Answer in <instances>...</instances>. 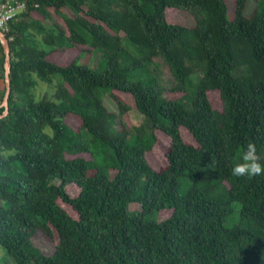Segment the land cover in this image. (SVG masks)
<instances>
[{
  "label": "trees",
  "instance_id": "trees-1",
  "mask_svg": "<svg viewBox=\"0 0 264 264\" xmlns=\"http://www.w3.org/2000/svg\"><path fill=\"white\" fill-rule=\"evenodd\" d=\"M27 1L7 34L12 93L0 120V245L15 263L264 264V12L245 16L247 0L233 21L225 0ZM83 54H99L104 70L80 65ZM4 64L0 42L2 101ZM56 78L54 98L36 100L38 80ZM161 135L165 166L148 160ZM92 141L114 151L113 178ZM249 144L262 171L234 175ZM134 203L142 209L129 214ZM165 210L166 220L146 219Z\"/></svg>",
  "mask_w": 264,
  "mask_h": 264
},
{
  "label": "rangeland",
  "instance_id": "rangeland-1",
  "mask_svg": "<svg viewBox=\"0 0 264 264\" xmlns=\"http://www.w3.org/2000/svg\"><path fill=\"white\" fill-rule=\"evenodd\" d=\"M236 1L237 0H225L226 6H227V18L229 21H233L236 18ZM255 10L259 12H264V0H247V5L244 11L245 16H250ZM169 19L171 22H177L182 23L187 26L193 25L192 18L185 13H181L178 11H170L169 12ZM156 62L159 64L157 67V75L160 78V83L167 89H171L174 85L173 79L171 77V74L168 70V68L162 63L160 59H156ZM80 65L83 64H89L92 69H98V70H104V67L102 66V60L101 56L99 54L94 56H88L83 54L81 56V60L79 62ZM194 79L196 80L197 77L195 76ZM59 78H56L55 82L52 85L46 84L42 81L38 80L37 90H36V100H39L43 97L48 98H54V94L56 91V85L59 83ZM106 92H109L106 90ZM105 103L108 106L109 110L112 112H117V107L114 103V101L106 96ZM126 99H129V97H126ZM212 99L215 107L221 108V104L219 103V98L217 93H212ZM2 104V99L0 98V106ZM129 122H132V125L139 126L143 123L144 117L141 113L137 111H132L130 113ZM76 124V123H74ZM131 124V123H130ZM183 136L187 143L196 145V142L191 137L190 134H188L185 130H183ZM93 143V154L95 158V162L104 167L105 172L110 178H113L117 172L118 163L116 160L115 153L112 149L107 147L106 145H103L100 142L92 141ZM169 146V139L164 137L163 135L160 136L158 145L155 147L152 158L150 155H148V160L152 162H160L162 165L167 164L166 160V152ZM182 193H185V189H182ZM79 194V190L77 187L72 186L70 188V195L72 197H76ZM241 204L234 203L233 207L235 209L234 216L232 218V221L237 219L239 215ZM141 205L138 203L131 204L128 207V213L129 214H135L141 211ZM171 215L170 210L165 211H155L151 215L147 216L146 219L149 221H158L161 222L163 220H166ZM33 242L36 246L40 248V250L45 253V255L52 257L55 252V248L53 243L49 238L42 234H38L33 238ZM0 264H16L15 261L8 255L6 250L0 245Z\"/></svg>",
  "mask_w": 264,
  "mask_h": 264
},
{
  "label": "built area",
  "instance_id": "built-area-1",
  "mask_svg": "<svg viewBox=\"0 0 264 264\" xmlns=\"http://www.w3.org/2000/svg\"><path fill=\"white\" fill-rule=\"evenodd\" d=\"M28 8L29 3L27 0H5L2 2L0 4V31H2L6 36L7 34H10L12 22L17 21L20 16L27 13ZM8 13L13 14L8 16ZM13 39L14 37L11 36L10 40Z\"/></svg>",
  "mask_w": 264,
  "mask_h": 264
},
{
  "label": "water",
  "instance_id": "water-1",
  "mask_svg": "<svg viewBox=\"0 0 264 264\" xmlns=\"http://www.w3.org/2000/svg\"><path fill=\"white\" fill-rule=\"evenodd\" d=\"M0 42L3 46V50L5 53V81H6V92L3 98L1 108H4L3 113L0 114V120L7 117L10 113V104L9 99L11 97L12 89H11V69H12V56H11V46L7 36L0 31Z\"/></svg>",
  "mask_w": 264,
  "mask_h": 264
},
{
  "label": "clouds",
  "instance_id": "clouds-1",
  "mask_svg": "<svg viewBox=\"0 0 264 264\" xmlns=\"http://www.w3.org/2000/svg\"><path fill=\"white\" fill-rule=\"evenodd\" d=\"M13 13H8L10 16ZM244 163H238L232 169L233 174L237 176L241 175H253L260 174L262 171V166L257 162V157L255 156V148L253 145L249 144L247 146V151L243 155Z\"/></svg>",
  "mask_w": 264,
  "mask_h": 264
}]
</instances>
